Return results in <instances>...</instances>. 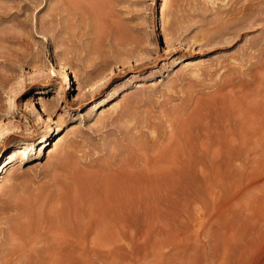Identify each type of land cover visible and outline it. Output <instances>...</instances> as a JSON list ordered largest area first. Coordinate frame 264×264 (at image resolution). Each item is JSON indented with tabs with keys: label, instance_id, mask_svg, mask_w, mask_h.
Instances as JSON below:
<instances>
[{
	"label": "rangeland",
	"instance_id": "rangeland-1",
	"mask_svg": "<svg viewBox=\"0 0 264 264\" xmlns=\"http://www.w3.org/2000/svg\"><path fill=\"white\" fill-rule=\"evenodd\" d=\"M263 106L264 0H0V264H264Z\"/></svg>",
	"mask_w": 264,
	"mask_h": 264
},
{
	"label": "bare ground",
	"instance_id": "bare-ground-1",
	"mask_svg": "<svg viewBox=\"0 0 264 264\" xmlns=\"http://www.w3.org/2000/svg\"><path fill=\"white\" fill-rule=\"evenodd\" d=\"M264 107V106H263ZM262 107V108H263ZM263 111V110H262ZM263 113V112H262ZM263 116V115H262ZM262 116L258 117L256 119L255 122H253L252 124V128L254 127L259 133V137H262L264 136V119L261 120ZM242 125V124H241ZM245 127V126H244ZM243 127V128H244ZM228 131V130H227ZM229 136L227 137L228 141L225 145L221 146L219 144V146L216 147V150L218 153L219 152H226L227 154L229 155H232L234 153H236L239 149H248V148H251L250 144L246 142V140L248 139V134L247 132H237V130H232L230 131L229 129ZM238 137L243 140V142L240 143V141L238 140ZM245 139V140H244ZM258 140V139H257ZM251 141V140H250ZM220 143V142H219ZM214 148V147H213ZM212 148V149H213ZM215 149V148H214ZM243 152V151H242ZM21 155H23L22 159L24 158H27V154L26 153H22ZM246 155V154H245ZM174 156V155H173ZM17 156L15 154H13L10 158V161L14 160ZM170 157V156H169ZM165 158V157H164ZM168 158V157H167ZM171 158V157H170ZM174 158L176 159V156H174ZM168 160V159H167ZM177 160V159H176ZM150 161V160H149ZM165 160H163L164 162ZM173 161V160H172ZM179 161V160H177ZM153 160H152V164H153ZM158 162V160L156 161ZM155 162V163H156ZM175 162V160H174ZM148 163V162H147ZM151 163V161H150ZM159 163V162H158ZM157 163V164H158ZM165 163V162H164ZM163 163V164H164ZM167 163V161H166ZM146 164V163H145ZM160 165L162 164V162L159 163ZM148 165V164H147ZM151 166V165H149ZM149 166H148V169H149ZM163 166V165H161ZM147 167V166H146ZM171 167V166H169ZM182 167V166H181ZM173 168V167H172ZM169 171L167 172H170V168H168ZM175 169V167L173 168ZM147 170V168H146ZM166 170V168H165ZM176 171L175 172H178L177 169H175ZM173 171V170H172ZM126 172V171H125ZM157 172V171H156ZM116 177L119 178V179H124L126 176L125 173H120V172H116ZM120 173V174H119ZM166 173V171L164 172V174ZM151 174V173H149ZM177 174V173H176ZM154 176V174H152ZM168 175V174H167ZM178 176L180 174H177ZM150 176V175H149ZM157 176V175H156ZM173 176V175H171ZM170 176V177H171ZM163 177V176H162ZM175 177V176H174ZM177 177V176H176ZM161 178V177H160ZM165 177H163L164 179ZM173 177H171L172 179ZM178 178V177H177ZM157 179V177H156ZM154 179V177H147L145 179H139V178H136L134 181L132 180H126L124 179L123 180V184L124 186L128 185V187L132 190L131 193L133 192H136L135 191V188L138 190L139 189V192L142 190L144 192H146V195H151L154 188H156L157 186V180ZM159 179V178H158ZM167 179V178H166ZM170 179V178H169ZM182 179V178H181ZM161 180V179H160ZM174 180V178H173ZM169 181V180H168ZM158 182H160L158 180ZM163 181L161 180V182L159 184H161ZM166 182V181H165ZM175 182V181H174ZM178 182V181H177ZM169 183V182H168ZM167 183V184H168ZM179 183V182H178ZM170 184V183H169ZM176 184V182L174 183ZM160 186V185H159ZM161 186H163L161 184ZM173 186V185H172ZM167 187H169V185H167ZM142 188V189H141ZM159 188V187H158ZM170 188V187H169ZM164 189V186L163 188ZM166 189V188H165ZM156 190V189H155ZM168 191V189H166V192ZM155 192V191H154ZM171 192V191H170ZM156 193V192H155ZM136 194V193H135ZM174 194V193H173ZM133 195V194H132ZM143 195V194H142ZM153 195V194H152ZM151 195V197H152ZM156 195V194H155ZM134 196V195H133ZM137 196V194H136ZM139 196V194H138ZM137 196V199L140 197ZM149 197V196H148ZM134 198V197H133ZM144 199V198H143ZM147 199V197H146ZM145 199V201H146ZM139 200V199H138ZM149 200V199H147ZM144 201V200H143ZM150 201V200H149ZM41 208V207H40ZM28 216V215H26ZM39 216V215H38ZM38 216L34 215L33 214L29 215V217H27V223L22 225L21 226V229L22 230H29L34 226V218H38ZM39 220V218H38ZM39 222V221H38ZM64 222V221H63ZM73 224V223H72ZM72 224H63V223H57L55 224L54 226H50V228H48L47 232L46 233H41V234H37L38 237L37 239L35 238V243L41 245V247L37 248L36 247V251L38 253V256H43L42 259H38L39 264H73L72 262L74 261V259L76 258V255H75V250H77V246H84V247H88V244L86 242L85 239H83V235H82V228H80L79 226L78 227H75V225H72ZM86 224V223H85ZM39 226V225H38ZM106 226H111L110 224H107ZM89 227V226H88ZM37 228V227H36ZM85 228V227H83ZM35 229V228H33ZM43 229V228H41ZM114 229V228H112ZM115 231V229H114ZM41 232H44V231H41ZM17 233V232H16ZM35 234V233H34ZM85 235V234H84ZM87 235V238H88V234L86 233ZM36 236V235H35ZM17 243V242H16ZM83 247V248H84ZM82 248V247H81ZM87 249V248H86ZM36 253V254H37ZM86 253V252H85ZM34 254V253H33ZM78 255V254H77ZM82 255V254H81ZM86 255V254H85ZM84 255V256H85ZM32 256V255H31ZM37 256V255H36ZM82 257V256H81ZM32 259H34L32 257ZM80 259V258H79ZM35 260V259H34ZM36 261V260H35ZM36 261V262H38ZM75 262V261H74ZM38 264V263H37Z\"/></svg>",
	"mask_w": 264,
	"mask_h": 264
}]
</instances>
